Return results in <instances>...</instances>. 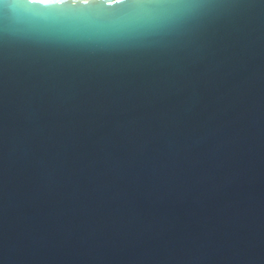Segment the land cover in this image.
I'll list each match as a JSON object with an SVG mask.
<instances>
[{
  "label": "water",
  "instance_id": "obj_1",
  "mask_svg": "<svg viewBox=\"0 0 264 264\" xmlns=\"http://www.w3.org/2000/svg\"><path fill=\"white\" fill-rule=\"evenodd\" d=\"M0 264H264V0H0Z\"/></svg>",
  "mask_w": 264,
  "mask_h": 264
},
{
  "label": "snow or ice",
  "instance_id": "obj_2",
  "mask_svg": "<svg viewBox=\"0 0 264 264\" xmlns=\"http://www.w3.org/2000/svg\"><path fill=\"white\" fill-rule=\"evenodd\" d=\"M44 0H30V3L35 4V3H42ZM88 0H85V3H87ZM120 3H124V0H119Z\"/></svg>",
  "mask_w": 264,
  "mask_h": 264
}]
</instances>
